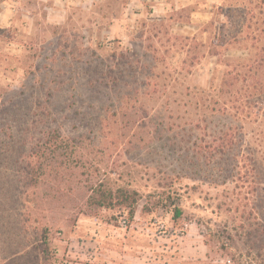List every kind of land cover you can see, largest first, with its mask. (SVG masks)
I'll return each mask as SVG.
<instances>
[{
  "label": "rangeland",
  "instance_id": "374dc122",
  "mask_svg": "<svg viewBox=\"0 0 264 264\" xmlns=\"http://www.w3.org/2000/svg\"><path fill=\"white\" fill-rule=\"evenodd\" d=\"M211 1L212 14L145 10L125 29L105 0L0 27V264H64L57 239L105 241L133 223L187 237L202 248L196 264H264V194L244 199L247 170L208 149L215 129L198 95L240 56H211L213 27L232 25L227 0L194 9ZM99 186L136 192L133 218L90 205Z\"/></svg>",
  "mask_w": 264,
  "mask_h": 264
},
{
  "label": "trees",
  "instance_id": "16d2710c",
  "mask_svg": "<svg viewBox=\"0 0 264 264\" xmlns=\"http://www.w3.org/2000/svg\"><path fill=\"white\" fill-rule=\"evenodd\" d=\"M227 5L225 17L232 25L219 30L213 27L211 56L219 58L222 52L231 50L240 53V56L225 61L226 70L219 85L213 80L214 86L211 84L212 88L205 95L198 96L207 103L211 118L209 123L215 129L208 132L211 158L223 155L225 159L235 161L236 170L246 169L248 173L245 172L239 179L244 187L247 183L244 199L248 194L259 198L260 192L264 194V0H227ZM235 7H240L236 14L232 11ZM222 11L223 7L218 14H223ZM237 18L241 22L237 21L234 25L232 21ZM214 23L212 21L211 26ZM216 117L218 123H214ZM62 147L66 150L68 143H63ZM237 147L240 149L238 154L230 157ZM212 161L214 165V159ZM248 167H251L250 172ZM91 192L88 198L90 205L124 210L129 219L133 218L138 202L136 192L105 190L100 186ZM223 203L227 205L228 201ZM254 219L256 229L264 234L259 219ZM263 248L264 241L259 249Z\"/></svg>",
  "mask_w": 264,
  "mask_h": 264
},
{
  "label": "crops",
  "instance_id": "0c3cea01",
  "mask_svg": "<svg viewBox=\"0 0 264 264\" xmlns=\"http://www.w3.org/2000/svg\"><path fill=\"white\" fill-rule=\"evenodd\" d=\"M102 0H5L1 3L0 27L10 26L7 21L14 15L30 16L41 10L49 22L67 14L69 8L90 6ZM107 6L119 8L120 17L115 19L123 29L128 27L131 18L143 15L146 12L159 14L179 12L191 9L192 14H212L213 1L209 2L207 9L196 8L195 0H105ZM193 6V7H192ZM199 4V8H200ZM149 10V11H148ZM119 13V12H118ZM6 19V20H5ZM4 20V22H3ZM134 223L131 227L121 231L112 230L105 241L101 240L100 231L91 235L78 232L64 235L57 239L59 253L65 257L64 264H196V249L188 242L185 236L175 234L157 235L154 231L135 230ZM186 252H179L181 249ZM200 253V252H199ZM202 254V253H200ZM204 259V255H200Z\"/></svg>",
  "mask_w": 264,
  "mask_h": 264
},
{
  "label": "built area",
  "instance_id": "2783aa9c",
  "mask_svg": "<svg viewBox=\"0 0 264 264\" xmlns=\"http://www.w3.org/2000/svg\"><path fill=\"white\" fill-rule=\"evenodd\" d=\"M123 224H124V225H126V222H125V221H123Z\"/></svg>",
  "mask_w": 264,
  "mask_h": 264
}]
</instances>
